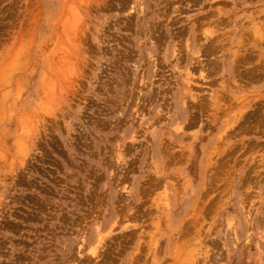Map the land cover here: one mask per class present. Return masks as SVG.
<instances>
[{"label":"rangeland","instance_id":"1","mask_svg":"<svg viewBox=\"0 0 264 264\" xmlns=\"http://www.w3.org/2000/svg\"><path fill=\"white\" fill-rule=\"evenodd\" d=\"M0 264H264V0H0Z\"/></svg>","mask_w":264,"mask_h":264},{"label":"bare ground","instance_id":"2","mask_svg":"<svg viewBox=\"0 0 264 264\" xmlns=\"http://www.w3.org/2000/svg\"><path fill=\"white\" fill-rule=\"evenodd\" d=\"M134 9V8H133ZM74 42V41H73ZM59 48H60V46H59ZM73 48H74V46H73ZM62 50V49H61ZM68 51V50H67ZM180 52V51H179ZM60 53V52H59ZM62 53V52H61ZM64 53V52H63ZM51 56H52V54H51ZM58 56H59V54H58ZM196 57V56H195ZM53 58V57H52ZM51 58V59H52ZM59 58H61V57H59ZM60 60V59H59ZM62 61V60H61ZM63 62V61H62ZM68 64V63H67ZM66 64V65H67ZM57 70V69H56ZM70 70H71V68H70ZM65 71V70H64ZM72 72V71H71ZM68 73H69V71H68ZM78 73V72H77ZM64 75V74H63ZM74 75H75V73H74ZM73 79V78H72ZM63 80V79H62ZM59 83V82H58ZM60 86V85H59ZM63 86V85H62ZM65 86V85H64ZM61 92V91H60ZM192 97V96H191ZM119 158H121V155H120V157ZM98 244V243H97ZM80 247V246H79ZM99 257V256H98ZM94 259V258H93ZM99 259V258H98Z\"/></svg>","mask_w":264,"mask_h":264}]
</instances>
